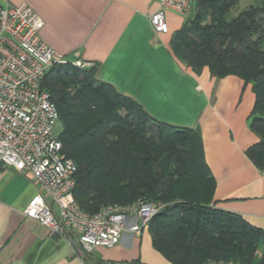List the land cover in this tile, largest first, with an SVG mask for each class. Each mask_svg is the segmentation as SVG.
<instances>
[{
    "label": "trees",
    "instance_id": "16d2710c",
    "mask_svg": "<svg viewBox=\"0 0 264 264\" xmlns=\"http://www.w3.org/2000/svg\"><path fill=\"white\" fill-rule=\"evenodd\" d=\"M241 1L193 0L194 15L170 45L195 72L206 66L215 77L233 74L251 84L249 125L258 141L246 155L264 171V0L237 10ZM96 71L93 63L66 62L50 66L42 80L58 110L62 152L77 166L72 193L79 206L93 213L110 203L162 204L147 227L171 264H264V230L215 205L199 131L153 120Z\"/></svg>",
    "mask_w": 264,
    "mask_h": 264
},
{
    "label": "crops",
    "instance_id": "0c3cea01",
    "mask_svg": "<svg viewBox=\"0 0 264 264\" xmlns=\"http://www.w3.org/2000/svg\"><path fill=\"white\" fill-rule=\"evenodd\" d=\"M22 3L43 20L40 39L68 62L96 64L95 78L137 102L155 121L199 131L204 160L214 178V200L264 230V171L247 157L258 141L250 128V83L229 74L198 72L172 52L171 38L185 18L165 11L168 32L148 20L156 0H0ZM38 192L29 172L0 166V264H80L61 238L22 214ZM90 264H171L151 242L148 227L124 232L117 244L85 254Z\"/></svg>",
    "mask_w": 264,
    "mask_h": 264
},
{
    "label": "built area",
    "instance_id": "2783aa9c",
    "mask_svg": "<svg viewBox=\"0 0 264 264\" xmlns=\"http://www.w3.org/2000/svg\"><path fill=\"white\" fill-rule=\"evenodd\" d=\"M156 1L157 8L148 17L156 33L168 32L166 10L187 18L193 3ZM42 26V18L27 4H0V166L31 174L38 192L22 214L66 241L80 257V264H90L85 254L97 246L117 244L124 232L138 233L163 205L143 200L128 205L110 203L93 213L79 206L72 193L77 166L62 152L55 132L58 110L42 87L46 70L68 61L40 39ZM71 63L88 65L79 60Z\"/></svg>",
    "mask_w": 264,
    "mask_h": 264
},
{
    "label": "rangeland",
    "instance_id": "374dc122",
    "mask_svg": "<svg viewBox=\"0 0 264 264\" xmlns=\"http://www.w3.org/2000/svg\"><path fill=\"white\" fill-rule=\"evenodd\" d=\"M250 1L251 0H242L240 5L238 6L237 10H239V9L243 8L244 6H246ZM192 6H193V3H192ZM192 6L188 10V16H190V17L194 15V8ZM59 129H60V125L57 122L56 127H55V132L57 133L59 131Z\"/></svg>",
    "mask_w": 264,
    "mask_h": 264
}]
</instances>
